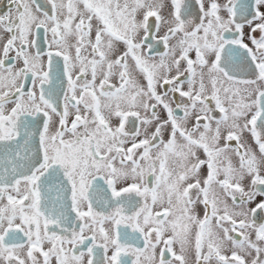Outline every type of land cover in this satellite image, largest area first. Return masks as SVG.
<instances>
[{
    "label": "snow or ice",
    "instance_id": "6c2138e0",
    "mask_svg": "<svg viewBox=\"0 0 264 264\" xmlns=\"http://www.w3.org/2000/svg\"><path fill=\"white\" fill-rule=\"evenodd\" d=\"M0 264H264V0H0Z\"/></svg>",
    "mask_w": 264,
    "mask_h": 264
}]
</instances>
